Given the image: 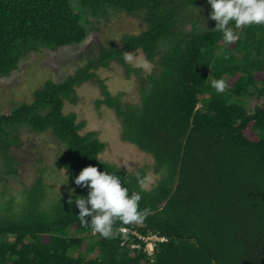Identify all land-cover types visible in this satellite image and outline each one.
Instances as JSON below:
<instances>
[{
	"label": "trees",
	"instance_id": "obj_1",
	"mask_svg": "<svg viewBox=\"0 0 264 264\" xmlns=\"http://www.w3.org/2000/svg\"><path fill=\"white\" fill-rule=\"evenodd\" d=\"M201 2L0 0V78L31 52L81 47L98 30L83 24L85 16L108 21L125 13L146 26L74 75L47 81L30 103L0 111V186L18 180L21 164L12 149L26 130L51 136L58 171L66 173L61 194L49 202L43 165L29 185L22 183L20 200L1 192L0 264H264V78L257 79L264 74V25L238 29L239 40L225 45L216 22H209L210 5L199 17ZM130 52L142 53L152 72L131 67ZM112 63L142 82L137 103L112 95L96 76ZM219 79L227 85L223 93L212 87ZM86 82L100 89L95 107L114 112L123 142L153 159L161 177L150 189L146 168L128 173L102 161L106 145L98 134L82 133L76 114L64 113V103L76 105L75 90ZM248 128L257 140L246 137ZM88 166L119 175L129 194L139 192L144 219L117 220L111 238L92 235L74 203L87 196L74 180ZM121 228L164 241L149 258L144 244Z\"/></svg>",
	"mask_w": 264,
	"mask_h": 264
},
{
	"label": "rangeland",
	"instance_id": "obj_2",
	"mask_svg": "<svg viewBox=\"0 0 264 264\" xmlns=\"http://www.w3.org/2000/svg\"><path fill=\"white\" fill-rule=\"evenodd\" d=\"M199 7V17L208 13L209 4L202 0ZM86 27L98 28L89 33L84 46L62 48L56 51L41 50L31 52L21 59L16 71L8 77L0 78V111L5 114L23 103H30L36 90L41 89L47 81H61L74 75L79 68L86 66L89 61L98 58L99 52L112 43H119L126 34H139L146 26L136 17L125 13L112 14L108 21L98 20L91 16H85ZM213 22V20H209ZM232 46V45H231ZM133 61H127L133 68H141L145 73L152 72L149 64L142 53L130 52ZM147 64V67H145ZM96 76L104 82L112 95H122L123 102L127 104L138 102V93L141 81L136 77H126L124 69L117 63H112L108 68L95 70ZM263 75H257L261 80ZM77 104L64 103L65 114H76L77 123L83 124L82 133L96 132L99 140L106 145V149L100 154V159L110 163L125 172H134L146 168L144 188L150 189L161 175L154 173L153 159L141 152L134 145L123 142L121 138V125L112 110L95 107V102L101 99L100 89L93 82H86L75 90ZM253 104L249 105L252 110ZM245 135L250 140H257L256 135L248 128ZM57 145L51 136L33 135L28 130L21 133L20 143L12 149V154L21 164L18 177L11 180L7 187L0 186V194L6 190L8 194L15 195L18 200L22 196L23 185H29L33 181L34 171L39 165L46 167V184L48 186L46 202L56 198L62 192V183L65 172L57 168ZM48 207V205H44ZM149 243L158 241L155 236L145 238ZM149 239V240H148ZM151 247V246H150ZM84 250V245L81 246ZM95 257V255H93Z\"/></svg>",
	"mask_w": 264,
	"mask_h": 264
},
{
	"label": "clouds",
	"instance_id": "obj_3",
	"mask_svg": "<svg viewBox=\"0 0 264 264\" xmlns=\"http://www.w3.org/2000/svg\"><path fill=\"white\" fill-rule=\"evenodd\" d=\"M207 3L211 7L209 18L216 22L215 30L222 33L225 45L239 40L238 29L264 25V0H207ZM125 59L132 62V54L126 53ZM212 87L217 93H223L227 85L223 79H219L213 80ZM74 183L88 189L87 196L76 197L74 203L79 210L81 223L91 226L94 231L92 235L97 233L101 237L111 238L115 235L113 226L117 220L129 224L140 222L147 215L148 210H141L139 207L141 194H129V189L123 186L120 176L115 173L98 171L97 167L88 166L80 171ZM86 218H90V222ZM119 231L137 237L144 244L143 251L149 258L153 256L155 243L164 241L158 238L153 244L145 239L148 236L144 237L128 228H121Z\"/></svg>",
	"mask_w": 264,
	"mask_h": 264
},
{
	"label": "flooded vegetation",
	"instance_id": "obj_4",
	"mask_svg": "<svg viewBox=\"0 0 264 264\" xmlns=\"http://www.w3.org/2000/svg\"><path fill=\"white\" fill-rule=\"evenodd\" d=\"M86 43V42H85ZM85 43L82 45V46H84L85 45Z\"/></svg>",
	"mask_w": 264,
	"mask_h": 264
}]
</instances>
